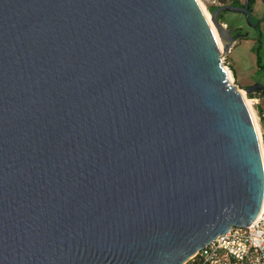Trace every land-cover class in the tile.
I'll use <instances>...</instances> for the list:
<instances>
[{
    "label": "water",
    "instance_id": "1",
    "mask_svg": "<svg viewBox=\"0 0 264 264\" xmlns=\"http://www.w3.org/2000/svg\"><path fill=\"white\" fill-rule=\"evenodd\" d=\"M197 0H0V264H185L264 204ZM247 94L261 92L256 83Z\"/></svg>",
    "mask_w": 264,
    "mask_h": 264
},
{
    "label": "rangeland",
    "instance_id": "2",
    "mask_svg": "<svg viewBox=\"0 0 264 264\" xmlns=\"http://www.w3.org/2000/svg\"><path fill=\"white\" fill-rule=\"evenodd\" d=\"M199 1L208 12L212 14L211 11H213V9L215 10L225 5H232L235 2H240V4L244 5L247 0ZM199 1L197 2L202 10ZM218 20L225 28L229 29L231 27L234 31L239 30V32L243 34L242 37L236 40L232 53L236 69L240 74L243 83L248 86H252L256 83L264 84V0H255L252 7L251 22L252 24L259 23L257 27L250 26L246 17L238 13L224 12L219 15ZM221 52H224V48L223 50L221 49ZM230 62L231 59L229 58V55H226L224 57L223 66L224 68L228 66L227 69L231 72L230 81L233 85L238 87L243 98L245 97L249 101L253 97L246 93L244 84L234 73V68ZM227 69L225 68L226 72ZM253 111L256 113L257 109H254Z\"/></svg>",
    "mask_w": 264,
    "mask_h": 264
},
{
    "label": "built area",
    "instance_id": "3",
    "mask_svg": "<svg viewBox=\"0 0 264 264\" xmlns=\"http://www.w3.org/2000/svg\"><path fill=\"white\" fill-rule=\"evenodd\" d=\"M225 68L227 69L228 66ZM253 95L254 97L249 102L253 110L257 109L255 115L259 125L260 136L257 130L256 133L262 153V150H264V95L261 92ZM262 158L264 163L263 153ZM263 207L259 217L251 226L247 228L233 227L228 234L214 240L205 249L197 252L185 264H264Z\"/></svg>",
    "mask_w": 264,
    "mask_h": 264
},
{
    "label": "bare ground",
    "instance_id": "4",
    "mask_svg": "<svg viewBox=\"0 0 264 264\" xmlns=\"http://www.w3.org/2000/svg\"><path fill=\"white\" fill-rule=\"evenodd\" d=\"M197 1H199V0H197ZM199 3H200V5H201V7H202V10H203V12H204V14H205V17H206L207 21L209 22V24H210V26H211V28H212V30H213V32H214V35H215V37H216V39H217V42H218V45H219L220 49L223 50L225 43L221 40V38H220V36H219V33H218V30H217V28L215 27L214 23L212 22L211 14H210V13L208 12V10L202 5V3H201L200 1H199ZM227 72H228V77H229V79H230V73H231V72L229 71V69H227ZM230 80H231V79H230ZM244 98H245V97H244ZM245 100H246L247 106H248V108H249V110H250V112H251L252 118H253V120H254V124H255V127H256V130H257V133H258V135L260 136L259 125H258V123H257V121H256V115H255V113H254V111H253V109H252V107H251L250 102H249L246 98H245ZM262 153H263V157H264V150H262ZM263 210H264V207H263Z\"/></svg>",
    "mask_w": 264,
    "mask_h": 264
},
{
    "label": "crops",
    "instance_id": "5",
    "mask_svg": "<svg viewBox=\"0 0 264 264\" xmlns=\"http://www.w3.org/2000/svg\"><path fill=\"white\" fill-rule=\"evenodd\" d=\"M234 44H235V43H234ZM234 44H233V46H232V48H231V51H230V53H229L228 55H229V58L231 59V62H230V63H231V65H232L233 68H234V73L236 74V76L238 77V79L243 83V81H242V79H241V77H240V74L238 73V71H237V69H236L235 61H234V59H233V57H232ZM243 84H244V83H243ZM244 86H245V88L250 87V86L245 85V84H244Z\"/></svg>",
    "mask_w": 264,
    "mask_h": 264
},
{
    "label": "trees",
    "instance_id": "6",
    "mask_svg": "<svg viewBox=\"0 0 264 264\" xmlns=\"http://www.w3.org/2000/svg\"><path fill=\"white\" fill-rule=\"evenodd\" d=\"M254 1H255V0H250V9H252L253 4H254ZM232 5H233V6H239V7H243V6H244V5L240 4V2H235V3H233ZM213 11H214V9H213ZM213 11H211V13H212ZM250 96H251V97H254L253 94H250Z\"/></svg>",
    "mask_w": 264,
    "mask_h": 264
},
{
    "label": "flooded vegetation",
    "instance_id": "7",
    "mask_svg": "<svg viewBox=\"0 0 264 264\" xmlns=\"http://www.w3.org/2000/svg\"><path fill=\"white\" fill-rule=\"evenodd\" d=\"M245 5H246V3L244 4V6H243V7H245ZM230 28H231V27H230ZM237 33H239V30H235L233 34L235 35V34H237ZM241 35L243 36V34H242V33H241ZM242 36H241V37H242Z\"/></svg>",
    "mask_w": 264,
    "mask_h": 264
}]
</instances>
